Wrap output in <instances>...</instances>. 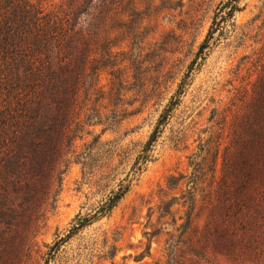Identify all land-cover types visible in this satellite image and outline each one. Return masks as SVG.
I'll return each mask as SVG.
<instances>
[{"label":"rangeland","instance_id":"rangeland-1","mask_svg":"<svg viewBox=\"0 0 264 264\" xmlns=\"http://www.w3.org/2000/svg\"><path fill=\"white\" fill-rule=\"evenodd\" d=\"M223 1L94 12L97 86L15 234L16 264H254L243 246L246 226L261 233L264 0H239L232 17Z\"/></svg>","mask_w":264,"mask_h":264},{"label":"trees","instance_id":"trees-1","mask_svg":"<svg viewBox=\"0 0 264 264\" xmlns=\"http://www.w3.org/2000/svg\"><path fill=\"white\" fill-rule=\"evenodd\" d=\"M238 1L224 0L219 9L232 17ZM111 3L0 0V264L17 263L15 234L26 213L38 215L78 137L81 92L97 86L94 12ZM262 193L260 236L245 228L243 250L254 264H264Z\"/></svg>","mask_w":264,"mask_h":264}]
</instances>
